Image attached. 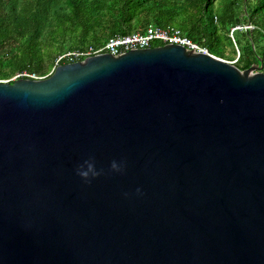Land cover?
<instances>
[{"label":"water","instance_id":"1","mask_svg":"<svg viewBox=\"0 0 264 264\" xmlns=\"http://www.w3.org/2000/svg\"><path fill=\"white\" fill-rule=\"evenodd\" d=\"M259 63L163 45L0 81V264H264Z\"/></svg>","mask_w":264,"mask_h":264},{"label":"trees","instance_id":"2","mask_svg":"<svg viewBox=\"0 0 264 264\" xmlns=\"http://www.w3.org/2000/svg\"><path fill=\"white\" fill-rule=\"evenodd\" d=\"M150 25L180 30L239 70L261 60L264 72V0H0V81L47 77L58 56Z\"/></svg>","mask_w":264,"mask_h":264},{"label":"built area","instance_id":"3","mask_svg":"<svg viewBox=\"0 0 264 264\" xmlns=\"http://www.w3.org/2000/svg\"><path fill=\"white\" fill-rule=\"evenodd\" d=\"M237 28L232 29V31ZM244 28L248 30H252L253 26L248 25L247 27L245 26ZM156 42L162 43L163 45H178L194 53L216 57L209 52L207 47L201 46L193 42L191 39L184 36L182 32L178 29L175 28L164 29L150 25L145 29L144 32L111 37L103 45L99 47L90 46L83 50L66 52L57 57L55 61L54 69L57 66L61 65V62L63 61L66 62L65 64L74 63L99 54H110L112 56H119L131 50L153 48L155 47L154 43ZM230 63L233 64L234 62H230ZM19 78L42 79L45 77H36L34 75H27L23 73L16 75L13 79L16 80Z\"/></svg>","mask_w":264,"mask_h":264},{"label":"clouds","instance_id":"4","mask_svg":"<svg viewBox=\"0 0 264 264\" xmlns=\"http://www.w3.org/2000/svg\"><path fill=\"white\" fill-rule=\"evenodd\" d=\"M112 171L120 172L123 169V164H117V162L113 161L110 165ZM76 174L81 177L86 183L90 182L91 179H94L102 174L101 171H97L94 163L91 160H85L81 165H79L76 169ZM139 193L140 190L137 189Z\"/></svg>","mask_w":264,"mask_h":264},{"label":"rangeland","instance_id":"5","mask_svg":"<svg viewBox=\"0 0 264 264\" xmlns=\"http://www.w3.org/2000/svg\"><path fill=\"white\" fill-rule=\"evenodd\" d=\"M248 25H246V27H247ZM245 27V26H244ZM244 27H238L237 29H245ZM225 45V44H224ZM226 52H228V50H226ZM232 64V63H231ZM15 77V76H14ZM14 77H12L11 79H9V80H6L5 82H10V81H13L14 79ZM4 82V81H3Z\"/></svg>","mask_w":264,"mask_h":264}]
</instances>
